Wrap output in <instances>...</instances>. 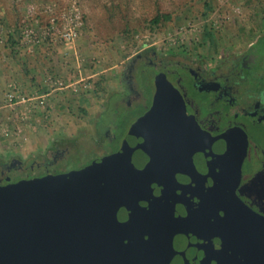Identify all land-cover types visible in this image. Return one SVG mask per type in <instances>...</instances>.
I'll return each instance as SVG.
<instances>
[{"label": "water", "instance_id": "obj_1", "mask_svg": "<svg viewBox=\"0 0 264 264\" xmlns=\"http://www.w3.org/2000/svg\"><path fill=\"white\" fill-rule=\"evenodd\" d=\"M222 150L158 79L108 160L0 187V264H235L221 198L238 155Z\"/></svg>", "mask_w": 264, "mask_h": 264}, {"label": "rangeland", "instance_id": "obj_2", "mask_svg": "<svg viewBox=\"0 0 264 264\" xmlns=\"http://www.w3.org/2000/svg\"><path fill=\"white\" fill-rule=\"evenodd\" d=\"M160 14L171 20L152 24ZM69 28L77 36L66 41ZM263 37L264 0H0V160L26 161L93 133L127 62L145 47L211 62ZM142 115L129 114L127 127ZM80 146L65 170L88 171L118 147Z\"/></svg>", "mask_w": 264, "mask_h": 264}, {"label": "flooded vegetation", "instance_id": "obj_3", "mask_svg": "<svg viewBox=\"0 0 264 264\" xmlns=\"http://www.w3.org/2000/svg\"><path fill=\"white\" fill-rule=\"evenodd\" d=\"M220 57L207 62L189 54L163 53L155 46L143 48L127 62L120 88L107 97L93 133L57 141L26 161L0 160V185L75 171L65 168L78 157L80 145L101 150L116 144L108 154L117 153L132 124L150 110L156 81L166 78L181 92L200 131L219 142L227 159L238 155L229 160L235 173L225 178L221 198L235 235L221 248H232L235 264H264V45L256 41ZM139 110L143 115L127 127L129 114Z\"/></svg>", "mask_w": 264, "mask_h": 264}, {"label": "built area", "instance_id": "obj_4", "mask_svg": "<svg viewBox=\"0 0 264 264\" xmlns=\"http://www.w3.org/2000/svg\"><path fill=\"white\" fill-rule=\"evenodd\" d=\"M63 38L66 40V41H69L71 39H74L76 38L77 36V30L74 28H69V29H66L65 31H63V34H62ZM15 97L14 95L10 94V104L12 105L13 102L15 101ZM25 100V99H23ZM42 104L45 103V101H41Z\"/></svg>", "mask_w": 264, "mask_h": 264}, {"label": "trees", "instance_id": "obj_5", "mask_svg": "<svg viewBox=\"0 0 264 264\" xmlns=\"http://www.w3.org/2000/svg\"><path fill=\"white\" fill-rule=\"evenodd\" d=\"M169 20H171V15L170 14H160V15H157L152 20V24H160L162 22H166V21H169ZM153 28H154V26L152 27V29ZM259 44H263L264 45V37L260 40Z\"/></svg>", "mask_w": 264, "mask_h": 264}]
</instances>
